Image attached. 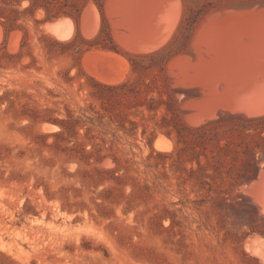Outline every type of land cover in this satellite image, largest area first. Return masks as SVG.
<instances>
[{
  "label": "rangeland",
  "instance_id": "obj_1",
  "mask_svg": "<svg viewBox=\"0 0 264 264\" xmlns=\"http://www.w3.org/2000/svg\"><path fill=\"white\" fill-rule=\"evenodd\" d=\"M120 1L123 5L117 4ZM126 1L106 0L101 7L94 0H90L86 6L89 10L86 15L85 10L83 11L79 22L70 17L71 19L63 24L61 33H69L65 38L58 37L56 32L46 26L58 18L46 21L40 27L36 26L34 18L45 17V11L39 9L33 18L23 22L28 34L23 48L21 43L25 31L18 29L7 34L0 23V27H3L0 29V54L4 44L11 53L22 51L21 58L8 66L0 67V96L3 97V101L0 100V264H264V241L251 246L246 244L247 238L264 235L255 232L245 236L249 227L234 225L233 217H228L225 227H220L219 215L211 211V200L202 206V210L208 211V223L213 227L209 225L198 229L197 223L194 222L190 227L176 226L173 230L154 232L149 219L155 212L160 213L164 206L180 207V199H185L186 196L195 199L197 196L190 184L186 185L184 190H179L173 171L168 169L167 175L163 174L162 157H153L152 164L158 163V166L146 169L143 160L151 151L148 136L153 120L145 121L149 124L145 136L141 133L143 127L140 125L137 139L123 135L114 146V151L123 162L130 159L128 163L124 162L130 167L129 174L147 179L151 184L149 196L146 200L136 197L131 203L132 209L128 212H124L126 198L119 205L109 203L114 209L111 217L100 216L98 207L90 200V195H96L100 189L92 193L88 188H82V196H74L75 191L70 187H82L78 177L70 175L77 169V163L64 152L41 145V133L59 129L44 128L42 125L49 122H41V118L50 114L56 116L58 110L65 112V104L71 107L83 104L88 95L91 77L107 83L126 79L131 75L130 56L154 51L161 45L164 47L179 33L186 12L185 2L168 1L158 10L156 20H160L168 11V15L173 16L177 2L182 13L164 42L155 48L143 50L166 34L169 26L163 22V26L152 30L149 28L134 35L135 33L129 31L127 25L121 21L120 13L116 12L117 6L126 7ZM260 9L264 10V0H226L201 20L186 49L169 61L166 71L168 89L178 99L180 115L186 125H200L220 114L237 112L242 106L247 109L240 111L250 115L264 113V49L260 52L255 68L234 84L229 83L226 73H217L219 76L213 73L209 78L198 79L192 74V70L190 73V69L184 72L185 62H195L199 55L205 52L204 41L207 40L208 29L204 24L209 15L220 16ZM92 20H95V23ZM104 24L108 26L114 48L100 45L89 47L85 43L86 49L81 55L69 52L57 54L55 50L61 47L43 37V34H47L60 40H69L79 31L84 40H94ZM156 34L159 37L156 38ZM46 44L53 48L52 52L44 48ZM177 57L179 59L175 60ZM66 75L72 80L67 81ZM251 93V99L249 96L247 98ZM218 98L221 101L217 100ZM47 109H55L56 112L51 113ZM146 115L149 113L146 112ZM129 116L142 120V113L138 110H131ZM159 136L167 139L163 147L159 148L155 144L156 138L153 143L156 149H174V139L162 132L158 133L157 137ZM55 140L54 136H50L46 142L50 144ZM61 144L65 145V142L61 141ZM170 162L169 159L167 168ZM106 165L115 166V162L110 158ZM156 176L157 180L162 182V187L153 185ZM63 186L69 187L68 190H61ZM45 188L53 198L47 197ZM130 190L131 187H128L127 193ZM233 193L249 196L258 209L257 216H264V161L258 178L237 186ZM28 200L31 211L25 214V204ZM80 200L88 207L83 210L79 207L74 211L76 206H73L72 211L68 210V202ZM188 204L186 213H190L191 218H198L199 213L190 208L193 203ZM64 205L67 206L66 209H63ZM252 212H256V209H252ZM170 222V219H166L163 224L169 226Z\"/></svg>",
  "mask_w": 264,
  "mask_h": 264
},
{
  "label": "trees",
  "instance_id": "obj_2",
  "mask_svg": "<svg viewBox=\"0 0 264 264\" xmlns=\"http://www.w3.org/2000/svg\"><path fill=\"white\" fill-rule=\"evenodd\" d=\"M89 1L0 0V23L7 34L18 29L25 31L21 43L23 48L28 36L23 22L33 18L37 10L45 11L43 19L34 18L37 27L63 15L79 22ZM94 1L103 7L106 0ZM225 1L184 0L186 12L179 33L162 48L130 56L131 75L128 78L117 83H107L91 77L83 104H77L76 107L65 104V112L58 110L56 116L50 114L41 118V122L52 123L57 126L56 129L59 127L58 130L41 133V145L64 152L77 163V169L70 174L78 177L82 186L70 187L74 189L76 198L82 196V188H88L92 193L100 189L96 195H90L100 216L113 215L114 209L109 203L119 205L126 198L124 212H128L136 197L146 200L149 196L151 184L147 179L129 174L130 167L124 162L128 163L130 159L123 162L114 151V146L123 135L137 139L140 125L143 127L141 133L145 136L149 127L145 121L151 119L153 124L148 136L151 151L143 160L146 169L158 166V163L152 164L153 157H162L163 174L167 175L168 169L173 171L179 190H184L190 184L197 196L195 199L187 196L180 199V207L164 206L160 213L155 212L149 219L154 232L173 230L176 226L186 228L194 222L198 229L212 226L208 223V211L202 210V206L211 200V211L219 215L220 227H225L227 218L233 217L234 225L249 227L245 236L255 232L264 235V216H257L258 209L251 198L243 193H233L237 186L257 179L262 169L264 113L250 115L244 111L227 112L200 125L189 126L181 118L178 99L168 89L166 71L169 61L186 49L201 20ZM43 37L61 47L55 50L57 54L69 52L81 55L86 49L85 43L89 47H115L106 24L94 40H84L79 31L69 40H60L47 34H43ZM6 48V44L1 47L0 67L8 66L22 56L21 50L11 53ZM44 48L48 52L53 51L47 44ZM66 80L71 81L72 78L66 75ZM0 100L3 101L2 96ZM133 109L142 113L141 121L129 116ZM47 111L56 112L55 109ZM159 132L175 140L173 150L161 151L154 147ZM50 136L56 140L48 144L46 139ZM110 158L115 166L106 165ZM169 159L171 162L167 168ZM157 178L153 180V185L162 187V182ZM128 187H131L129 193ZM68 188L63 186L61 190ZM45 189L47 197L53 198ZM189 202L193 203L190 208L199 213L198 218H191L190 213H186ZM66 205L69 211H72L73 206H76L74 211L79 207L82 210L88 207L83 200L68 202ZM66 205L63 209H66ZM30 209L28 200L24 213H30ZM252 209H256V212H252ZM166 219L171 221L169 226L163 224Z\"/></svg>",
  "mask_w": 264,
  "mask_h": 264
},
{
  "label": "bare ground",
  "instance_id": "obj_3",
  "mask_svg": "<svg viewBox=\"0 0 264 264\" xmlns=\"http://www.w3.org/2000/svg\"><path fill=\"white\" fill-rule=\"evenodd\" d=\"M112 1V0H109ZM119 1V0H117ZM168 1H173V0H127L125 2L126 7L120 8L116 7L118 13H120L121 21L127 25L128 30L131 31L132 33L139 34V32H144L150 28V30L157 28L158 26H163L161 23H166L165 25L169 29L166 30V34L161 36L160 39H157L155 43H151V45H148L143 48V50H148L150 48H155L159 46L162 42H164L168 36L170 35L172 29L174 28L177 19L182 13L180 12V6L179 3H175V13H173V16L168 15L169 11L167 14L165 13L164 16H161L160 20H156V15L158 10ZM116 2V1H115ZM90 3V2H89ZM181 3V2H180ZM107 4V3H106ZM113 4V3H112ZM115 4V3H114ZM117 4H122L121 1L118 2ZM115 4V5H117ZM114 5V6H115ZM123 5V4H122ZM121 5V6H122ZM112 6V5H111ZM125 6V5H124ZM97 7V6H96ZM109 7V6H108ZM168 8V6H167ZM259 8V7H258ZM92 9V8H91ZM169 9V8H168ZM88 8L85 9L84 15L88 12ZM97 9H95L96 11ZM115 10V7H114ZM161 10V9H160ZM93 11V10H92ZM109 11V10H108ZM173 11V10H172ZM174 12V11H173ZM220 12V11H219ZM96 15V12H94ZM221 13V12H220ZM98 14V13H97ZM217 14V13H216ZM99 15V14H98ZM94 16V15H93ZM114 16V14H113ZM94 18V17H93ZM70 17H60L57 20L53 22L47 23V28L51 31L56 32L58 37L60 38H65L69 36L68 34H62L60 30L63 29V24L67 21L70 20ZM95 19V18H94ZM100 19V18H99ZM207 22L204 24L206 29L207 34V40H205L204 45H205V52L202 55H199L197 60L195 62L193 61H187L185 62L186 67L184 72H186L187 69H190L189 73L191 70L194 72L192 74H195L194 76H197L198 79H206L211 77V75L214 73L215 75L217 73H226L228 76V80L230 84H234L237 81H240V79L243 78L244 75L248 74L251 69L255 68V63L258 60L259 55H261L260 52H263L262 50L264 49V10H254L250 12H244V13H237V14H226V15H209L208 19H206ZM93 21V20H92ZM95 21V20H94ZM93 21V22H94ZM179 21V20H178ZM91 23V21L89 20ZM120 22V20H119ZM180 22V21H179ZM89 23V24H90ZM95 23V22H94ZM86 25V24H85ZM88 25V24H87ZM99 25V24H98ZM164 25V26H165ZM84 26V24H83ZM89 26V25H88ZM92 26V25H91ZM97 26V25H96ZM165 26V28H167ZM208 27V28H207ZM3 27H0V29ZM84 28V27H83ZM88 29L90 27H87ZM93 28V27H92ZM164 28V27H163ZM177 28V26H176ZM87 29V30H88ZM91 29V28H90ZM94 29V28H93ZM98 29V27H97ZM123 29V28H122ZM204 29V28H203ZM84 30V29H83ZM93 31V30H92ZM155 31V30H154ZM153 31V32H154ZM86 32V30H85ZM83 32V33H85ZM123 32V31H122ZM88 34V31L86 32ZM126 33V32H125ZM173 33V32H172ZM86 34V36H88ZM92 34V32H90ZM97 34V33H96ZM127 34V33H126ZM144 34V33H143ZM146 34V33H145ZM159 34V33H158ZM156 34V38L159 37ZM131 35V34H130ZM154 35V34H153ZM1 36V35H0ZM144 36V35H143ZM119 37V35H118ZM117 37V39H118ZM124 37V36H123ZM130 37V36H129ZM135 37V36H134ZM126 38V37H125ZM136 38V37H135ZM152 38V37H151ZM154 38V39H156ZM174 38V37H173ZM123 39V38H121ZM120 39V40H121ZM140 39V38H139ZM153 39V40H154ZM119 40V39H118ZM128 40V39H127ZM130 40V39H129ZM148 40V39H147ZM135 42V41H134ZM139 42V41H138ZM143 43V42H142ZM141 43V44H142ZM148 43V42H147ZM195 43V42H194ZM199 43V42H198ZM201 43V42H200ZM18 44V43H17ZM138 44V43H137ZM146 44V43H145ZM131 45V44H130ZM144 45V44H143ZM202 45V44H201ZM12 46V45H11ZM129 46V45H128ZM142 46V45H140ZM162 46V45H161ZM159 48H162V47ZM139 47V46H138ZM132 48V47H131ZM194 50V49H193ZM153 51V50H152ZM109 52V51H108ZM137 53V52H136ZM263 57V56H262ZM97 58V57H96ZM179 58L177 57L175 60H178ZM181 64V62L179 63ZM121 65V64H120ZM171 65V64H170ZM262 65V64H261ZM180 67L182 66L179 65ZM177 67V66H176ZM171 69V68H170ZM179 70V68H178ZM253 71V70H252ZM182 73V72H181ZM188 73V72H187ZM186 73L184 76L186 77ZM220 75V74H219ZM216 75V76H219ZM223 75V74H222ZM253 75V74H252ZM250 76V75H249ZM257 76V75H256ZM260 76V75H259ZM183 77V76H182ZM251 77V76H250ZM213 78V77H212ZM211 78V79H212ZM219 78V77H218ZM218 78L216 80H218ZM197 79V80H198ZM210 79V81H211ZM221 79V78H220ZM224 79V77H223ZM188 80V79H187ZM196 80V79H195ZM253 80V79H252ZM255 80V79H254ZM262 80V78H261ZM204 81V80H203ZM209 81V82H210ZM213 81V80H212ZM234 81V82H233ZM263 81V80H262ZM258 81V82H262ZM190 82V80H188ZM194 82V79H193ZM214 82V81H213ZM245 82V81H244ZM109 83V82H108ZM113 83V82H112ZM201 83V81H200ZM220 85H222L220 83ZM216 83V84H217ZM240 83V82H239ZM247 83V82H246ZM263 83V82H262ZM209 84V83H206ZM212 84V83H211ZM218 84V85H219ZM249 84V83H248ZM205 85V84H204ZM214 85V84H213ZM211 85V86H213ZM260 85V84H258ZM199 86V85H198ZM208 86V85H207ZM246 86V85H245ZM244 86V87H245ZM252 86V84H251ZM257 86V85H256ZM256 86H254L256 88ZM262 86V84H261ZM203 87V86H202ZM214 87V86H213ZM220 87V86H219ZM217 87V88H219ZM230 87V86H229ZM237 87V86H236ZM235 87V88H236ZM250 87V85H249ZM251 88V87H250ZM249 88V89H250ZM234 89V88H233ZM253 89V88H252ZM264 88H262L263 90ZM209 90V89H208ZM211 90V89H210ZM223 90V89H220ZM219 90V91H220ZM228 90V89H227ZM251 90V89H250ZM232 91V90H230ZM240 91V87H239ZM210 92V91H209ZM233 92V91H232ZM248 92V91H247ZM256 92V91H255ZM208 93V92H207ZM217 94V93H216ZM228 94V93H227ZM234 94V93H233ZM254 94V92H253ZM248 94L246 97L248 98ZM260 94V93H259ZM264 94V91H263ZM262 94V95H263ZM209 95V94H208ZM220 95V94H219ZM243 95V94H241ZM245 95V94H244ZM210 96V95H209ZM225 96V95H224ZM223 96V97H224ZM233 96V95H232ZM218 97V96H217ZM231 97V96H230ZM229 97V98H230ZM202 98V97H201ZM200 98V99H201ZM206 98V97H203ZM209 98V97H208ZM207 98V99H208ZM227 98V97H226ZM233 98V97H232ZM231 98V99H232ZM238 98V97H237ZM242 98V97H240ZM210 99V98H209ZM208 99V100H209ZM212 99V98H211ZM215 99V97H214ZM212 99V100H214ZM249 99L251 97L249 96ZM248 99V100H249ZM202 100V99H201ZM204 100V99H203ZM219 100V98L217 99ZM229 100V99H228ZM247 100V101H248ZM216 101V100H215ZM221 101V100H219ZM245 101V100H244ZM254 101V100H253ZM207 102V101H205ZM204 102V103H205ZM227 102V101H226ZM210 103V102H209ZM237 103V102H236ZM194 104V103H193ZM206 104V103H205ZM208 104V103H207ZM214 104V103H213ZM241 104V103H239ZM235 104H233L234 106ZM189 106V105H188ZM193 107V106H192ZM236 107V105H235ZM212 108V107H211ZM224 108V107H223ZM233 108V107H232ZM240 109L246 110L247 108L245 107H239ZM214 109V108H213ZM240 109H237L239 113ZM224 110V109H223ZM226 110V108H225ZM229 110V109H227ZM236 110V111H237ZM256 110V109H255ZM231 111V110H230ZM242 111V110H241ZM223 113V112H222ZM233 113V112H232ZM237 113V112H236ZM246 114V113H245ZM197 115V114H196ZM222 115V114H221ZM261 115V114H260ZM214 116V114H213ZM232 116V115H231ZM255 117V116H254ZM195 119V118H194ZM210 119V118H208ZM196 123V122H195ZM44 128H55L57 126L51 125V124H43L42 125ZM166 139L164 136H159L157 137L156 140V146L157 147H163V144L166 143ZM263 162V161H262ZM114 164V163H113ZM260 210V209H259ZM260 215V213H259ZM260 241H264V237L257 235L255 238L254 237H249L246 240V244L248 246H251L252 244L258 243ZM261 243V242H260Z\"/></svg>",
  "mask_w": 264,
  "mask_h": 264
},
{
  "label": "water",
  "instance_id": "obj_4",
  "mask_svg": "<svg viewBox=\"0 0 264 264\" xmlns=\"http://www.w3.org/2000/svg\"><path fill=\"white\" fill-rule=\"evenodd\" d=\"M50 124H52V123H50Z\"/></svg>",
  "mask_w": 264,
  "mask_h": 264
}]
</instances>
